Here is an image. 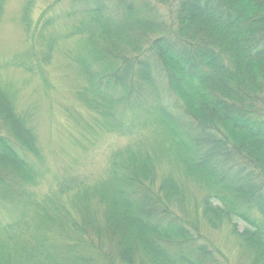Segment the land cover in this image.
<instances>
[{
	"label": "trees",
	"instance_id": "obj_1",
	"mask_svg": "<svg viewBox=\"0 0 264 264\" xmlns=\"http://www.w3.org/2000/svg\"><path fill=\"white\" fill-rule=\"evenodd\" d=\"M161 1L164 14L150 0H75L33 25L36 0H25L21 25L40 42L45 64L62 37L54 32L59 21L89 17L64 34L83 40L74 57L85 82L79 100L122 136L139 127L112 124L115 114L136 111L153 140L113 152L96 184L59 182L57 195H71L72 210L52 200V216L42 208L6 225L0 234L12 246L0 240V264H10L1 254L8 248L18 264H224L202 223L231 225L252 264H264V0ZM8 93L0 85L2 202L24 198L8 188L9 178L34 181L18 149L41 159L35 132ZM152 153L177 167L160 176ZM55 221L52 233L47 225Z\"/></svg>",
	"mask_w": 264,
	"mask_h": 264
},
{
	"label": "rangeland",
	"instance_id": "obj_2",
	"mask_svg": "<svg viewBox=\"0 0 264 264\" xmlns=\"http://www.w3.org/2000/svg\"><path fill=\"white\" fill-rule=\"evenodd\" d=\"M150 1L157 5L160 13H165L167 3L162 4L161 0ZM24 2L25 0H6L4 6L0 24V85L9 92L16 113L26 117L27 124L33 128L41 159L18 149L31 164L35 173L34 181L32 184L16 185L13 184V177L9 178L8 188L12 190L15 187L16 195H24V198L11 202L0 200V230L6 225L27 220L33 214H40L42 208L52 216V200L55 205L59 201L72 210L71 195H57L59 182L65 178L78 177L87 185L96 184L106 178L113 152L126 146L146 147V142L153 140L149 129L138 125L141 118H137L136 111L124 109L121 115L115 114V123L112 124H133L139 127V131L136 127L137 132L133 135L122 136L117 128L108 129V123L88 110L79 100L77 95L83 91L85 82L78 75L74 57L81 52L83 40L78 37L65 38L64 34L83 17H89L76 15L59 21L54 32L62 37H57L51 60L45 64L41 62L40 42L25 37L21 25V8ZM71 4L78 5L75 0L73 3L71 0H36L31 23L40 25L43 16L47 18L57 15L59 8H68ZM48 8L50 11L46 12ZM19 61L32 67V73L18 67ZM152 155L160 176L171 167H177L164 154ZM1 190L5 191L4 188ZM193 194L200 199L203 192L194 189ZM28 202L34 203L37 208L29 206ZM92 207L101 209L97 202ZM22 215L25 216L24 219H21ZM56 227L57 221L47 225L52 233ZM242 228L243 224H238V230L241 231ZM199 230L220 251L224 264H252L248 252L233 234L231 225L224 224L217 230H211L202 223V226L199 224ZM0 240L6 242L3 234H0ZM10 243L3 245L11 247ZM1 254H6L5 258L10 264H18L17 258L12 259L10 248Z\"/></svg>",
	"mask_w": 264,
	"mask_h": 264
}]
</instances>
